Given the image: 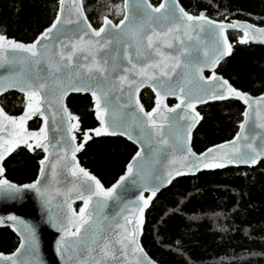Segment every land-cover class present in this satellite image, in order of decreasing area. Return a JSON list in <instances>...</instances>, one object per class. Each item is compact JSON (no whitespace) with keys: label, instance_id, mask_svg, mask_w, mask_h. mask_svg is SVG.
<instances>
[{"label":"water","instance_id":"obj_1","mask_svg":"<svg viewBox=\"0 0 264 264\" xmlns=\"http://www.w3.org/2000/svg\"><path fill=\"white\" fill-rule=\"evenodd\" d=\"M125 2H127L126 8L124 6ZM77 3L82 4L83 16L86 17L87 20L85 21L81 18L79 23H66V21L70 19H77L75 7L72 0H65L63 12L61 14L62 6L59 3L57 15L52 24L57 18H60L61 23L57 25V28L52 32V38L50 40L42 41L40 45H38L41 53L39 63H36V58H31L28 53L9 50L7 56L14 62L0 65V84H8L9 81L14 82L16 79L23 80L24 78H28L34 83L44 82L47 85V87L41 92V96L44 97V100L41 101V111L43 112V115L41 116L43 119L44 116H48L49 118L47 141L49 144V151L45 152L42 148L36 147L33 140L28 141L33 145L31 149L38 148L43 150L44 156L41 161H45V164H41L40 162L38 175L32 182L20 184L6 178L5 161L18 147L24 145L20 144L11 153L5 155L2 165H0L4 169L3 176H0V179H6L17 186L32 184L40 179L41 186H46L48 188L52 199L51 205L46 207L42 202V198L31 190H26L22 194V199H9L0 192V221H2V223H0V228L11 229L20 240L18 248L13 253L0 254V256H13V254L17 253V250H19V255L15 256L18 264H76L78 259L88 260L87 250L89 247L98 249L99 245L102 244L105 239L114 240L116 238L115 234L119 231L116 228V224H125L123 217L127 216L132 221L131 224L125 225L129 229L139 222L137 209L143 207V201L140 200L141 196L149 200L150 203L151 197H153V190L157 195L164 189L168 188L173 181L179 177L187 175L195 176L200 171L210 169L200 167L198 170H193L191 172L187 171V168L191 167L193 161V158L187 154L188 148H190L191 152L195 153L197 157L208 153L209 149H215L218 153L226 151L222 150L220 146H231V142H233L238 135H241V124L244 123L246 119L245 116H243L238 132L231 139L214 144L200 152L194 149V132L201 122V113L199 111L200 106L213 101L225 100L211 99L208 96V93L213 89V85H218L219 83L216 81L208 83L213 75V69L210 65L205 66V60L208 58L203 55V51L206 49L209 52V57H211L218 47L217 40H222V38L219 37V30L214 26L205 25L203 30H201L199 27L195 29H187L186 26L182 25L181 32L174 33V35H179L180 38L184 40L183 47L189 48L191 56L181 57V67L175 70V74L172 76L171 80H168L166 77H161L156 81H150L141 85L137 93L135 86L130 90L127 84L121 85L119 76L127 75L129 80H135L138 84L144 79L143 77L137 76L136 70H133L130 73L125 71L131 67L128 63L127 55H132L133 63H136L138 67H142L146 63H151L152 60L159 59L154 54L149 55L146 52L143 36L151 35V30L153 28L157 31L164 32L167 28L172 27L173 24L180 19V8H183L193 16L203 15L207 19L214 21L215 25H240L238 27L225 28L224 35L227 37L229 44H231L229 31L239 30L243 33L244 38V32L246 29L242 27L243 25H252L255 28H264V25L260 26L246 19H234L231 21L218 20L207 15L206 11L194 14L187 10L180 0H168L165 9L160 13L152 12L151 9H147L146 11L145 0H123L122 19L115 22L107 18L108 20H111L113 25H117L118 27L112 28L109 26L105 29V32L101 34V37H95L92 34V29L99 30L101 27H104V21L99 28L94 27L85 11L83 0H77ZM147 3L155 8L165 3V0H161L158 5L153 4L151 0H147ZM125 15H127L129 19L123 27H120V21L124 19ZM51 25L43 30L37 38L50 28ZM87 25H91V29H89ZM138 29H142L139 36L137 35ZM85 32H87L88 35H84ZM184 32H187V34H183ZM253 35L257 38L253 40L250 36L248 43L264 44V37L260 36L259 33H253ZM81 37H83V41L101 40V44H103L104 41H110V43L103 47H89L82 42L78 47L83 50H77L70 66L65 67L64 63L60 61V51L63 50L65 56H67L72 51L73 44H76ZM37 38L30 43L15 41L30 45L34 43ZM8 39L14 40L11 38ZM170 42L173 44V47L167 48L166 45H161V51L173 56L179 55L182 47L179 40H172L170 38ZM45 45H47V47H45ZM219 46L222 47V44ZM138 49L139 55H137ZM231 54L223 56L214 69L215 75L219 76L221 80H227L229 84H231V82L218 73V68L221 62ZM85 57H87V59H85ZM94 60L98 61L100 66L105 67L107 71L105 73L94 71L92 75L89 76L82 66L84 64L92 65ZM21 61L24 62L21 63ZM165 63L171 64L172 61L166 60ZM185 64L188 66L185 67ZM198 67L203 68L202 73H197L196 69ZM148 71H156L159 76V69L150 68ZM200 75H203L204 80L199 78ZM73 85L89 90L74 91L71 90ZM97 86H99L100 89H103V92L107 94V99H102V106H107L109 109L108 115L105 119L112 124V113L115 112L117 116L115 122L116 125L121 130H126L133 138L129 139L128 135L115 136H123L137 146V151L127 164V168L129 164H133L134 173L132 176L128 177L120 188L117 189V192L112 199L98 205L97 200H102V198L93 197L92 202L89 204L88 208L85 209V216L92 214L93 219L81 229L78 242L74 238H68L69 250L62 255L58 249V243L63 237V232L57 230L55 223L50 220L49 217L55 216L58 222L66 224L68 217H71L73 212L76 217H79L80 211L75 210L74 204L82 202V209L84 208V201L78 198L76 192L73 191L69 194L70 198L67 203H65L64 196L59 195L57 190L60 192H68L73 185H76L81 192H84L85 196L88 194L86 191L87 184L83 182L82 178L73 177L69 171L68 161L71 160L73 144L76 146L83 145L81 150L75 154V159L79 163V167L83 168L90 175L95 176L103 185L101 180L93 172L84 167L79 159V154L83 150L84 142H79L77 139L74 133L76 128H73L71 132L68 131L69 124L74 123L73 120L69 119V116L72 117V115L69 111L67 100L72 93L92 94V89H96ZM153 87L160 92V97L157 96ZM179 87H184L187 95L184 97L185 104L177 108L176 106L180 104L181 99V93L178 90ZM145 88H150L156 96V105L151 110H146L141 103V93ZM66 89L68 90L67 95H64L61 100L62 93ZM10 91H17L27 95L26 92L21 91L18 87H8L6 91L0 94V96ZM130 92L131 95L129 94ZM241 92L248 95L252 101L264 98V93L253 95L249 92ZM98 94L100 93L98 92ZM161 97H163L162 103L159 106L158 112L155 114V118L157 119V123H163L164 125L162 137L157 136L155 130L150 126H143L142 122L146 118L143 116V113L139 112L138 106L136 105V100L138 99L139 105L143 106L145 112H153L154 109H157V100L161 99ZM201 98L205 99L206 102H199ZM230 98L235 97L229 96L226 99ZM169 99L176 100V103L169 105L167 102ZM94 102L96 109L95 97ZM242 102L244 103V101ZM187 103H194V112L199 113L200 118L194 126H191L192 122L190 118H183L186 111L189 113V116L193 114V109L186 107ZM244 105V113L249 112L251 115V119L248 120L243 133V135L247 136L249 139H241L237 146L242 153L250 155V152L246 147L248 143H253L258 149L264 148V129L259 127L260 122L256 119V110L259 108L261 112H264V104L257 105L253 103L251 109L249 108V105L245 103ZM0 108L3 109L7 116L15 118L7 113L1 105ZM169 109L176 110L173 112L169 111ZM27 112L28 107L25 109L23 115ZM53 112H55L54 117L52 115ZM132 113H135L136 120L141 121V123L134 122L133 116L130 115ZM33 116L34 115H32L31 118ZM162 117H167V119L163 120ZM98 120L100 122L99 118ZM130 123L132 124L131 127H129ZM5 124L9 130H12L11 126L7 125V122H5ZM190 126V141L185 143L188 136L187 128ZM100 127H102L101 122L98 128ZM24 129H26L27 132H35L30 130L25 124ZM39 131L40 130L36 132ZM4 135L7 139V133ZM73 135L76 137L75 141H72L71 139ZM62 137L63 139H61ZM162 138L168 140L167 145L159 143ZM141 148H143V152L140 158H137V153L140 152ZM65 151H67V159L62 158ZM212 155V153H209L208 159H211ZM185 156H188L186 160L184 159ZM58 159H60L59 164L56 163ZM260 161H264V158L260 159L259 162ZM217 162H219V160H217ZM258 163H232L227 164L223 168L255 167ZM53 164H56L55 176L52 175L51 171V165ZM45 165H47V167H45ZM127 168L113 185H116L122 176L127 175ZM42 169L45 171V176L43 178L41 177ZM176 170H181L184 174L174 175L171 181L168 182V172L172 171L175 173ZM113 185L110 187L103 186L105 189H109ZM146 209L147 207L143 210V223L137 236L138 243L143 249V254L138 252L133 256L130 253L128 259L134 261L136 257H139L141 264H160L148 254L142 244ZM9 216H16L18 220H23L27 224L36 226L37 244L35 246H33L28 239V232L25 225L9 220ZM94 240L97 242L96 244H93ZM22 243L24 244L23 249L20 248ZM116 247L118 248L119 245H116ZM93 255H97V252H93ZM69 257H72V259H69ZM0 264H10V261L0 259ZM116 264H121V261H117Z\"/></svg>","mask_w":264,"mask_h":264},{"label":"trees","instance_id":"obj_2","mask_svg":"<svg viewBox=\"0 0 264 264\" xmlns=\"http://www.w3.org/2000/svg\"><path fill=\"white\" fill-rule=\"evenodd\" d=\"M194 14L206 11L218 20L246 19L264 25V0H180ZM158 5L161 0H151ZM94 27L105 18L118 22L123 17V0H83ZM59 0H0V34L25 43L54 21ZM232 54L224 59L218 73L233 87L253 95L264 93V44L241 43L243 33L229 31ZM169 105L176 100L169 99ZM27 95L10 91L0 96V105L15 118L23 116ZM146 110L156 105L150 88L141 93ZM72 117L78 118L74 133L84 147L79 159L105 187L126 171L137 146L123 136H99L100 126L94 97L72 93L67 100ZM201 122L193 136L200 152L231 139L243 120L245 105L237 98L201 105ZM77 124V120H74ZM41 115L27 120L32 131L43 127ZM91 138L86 142L84 136ZM44 152L18 147L5 161L6 178L17 183L36 179ZM80 211L82 202L74 204ZM20 240L9 228H0V254H11ZM142 244L160 264H264V161L255 167L210 168L195 176H182L151 197L146 209Z\"/></svg>","mask_w":264,"mask_h":264},{"label":"snow or ice","instance_id":"obj_3","mask_svg":"<svg viewBox=\"0 0 264 264\" xmlns=\"http://www.w3.org/2000/svg\"><path fill=\"white\" fill-rule=\"evenodd\" d=\"M65 0H59L61 7V14L63 12V5ZM73 5L75 7L76 13H77V19L76 20H68L66 23H79L80 19L83 18L85 21L87 20L86 17L83 16L82 11V4H78L77 0H72ZM168 3V0H165V3L161 4L159 7L153 8L150 4L147 3V0H145L146 4V11L147 9H151L152 12L160 13L162 10L165 9V5ZM125 8L127 7V2H125ZM180 13V19L178 22H175L172 27L167 28L166 31L160 32L157 31L155 28L151 30V35H144L143 40L145 41V49L146 52L149 55L154 54L159 59L152 60L151 63H146L142 67H138L136 63H133V57L131 54L127 55L128 63L131 65L130 68L126 69V72H132L133 70H136L137 76L143 77L144 79L138 84L135 80H129L127 75H121L119 76V81L121 85L127 84L129 89L131 90L133 86H135L136 91L138 93L139 87L143 84H146L150 81H156L161 77H166L168 80H171L172 76L175 74V70L179 67H181L182 60L181 57L184 56H191V51L188 47H183L184 40L180 38L179 35H174V33H180L181 32V26H186L187 29H195L199 27L201 30H203L205 25L214 26L219 30V37L222 38V40H217L218 47L216 48L214 54L209 57V52L205 49L203 51L204 57L208 58L205 60V66L210 65L213 69V75L211 76L208 83H212L213 81L219 82L218 85H213V89L210 93H208L209 98L211 99H226L229 96L235 97L237 99H240L244 101L245 104L249 105V108L251 109L252 104L255 103L257 105L264 104V98H261L260 100L252 101V99L246 95L245 93L238 91L234 87H232L231 84L228 83L227 80H221V78L217 75H215L214 69L216 65L219 63L220 59L225 56L231 54L232 46L228 43L227 37L224 35V30L226 27H238L240 25H224L219 24L215 25V22L207 19L205 16H193L190 15L188 12H186L183 8L179 9ZM128 16L125 15L124 19L120 21V27H123L125 23L128 21ZM61 23L60 18H57L56 21L51 25L50 28H48L41 36L37 38V40L30 44L25 45L23 43H18L15 40H9L5 35L0 34V65H3L5 63H13V60H10L7 56V52L9 50L11 51H20L24 53L30 54L31 58H36L35 62L39 63V57L41 55L40 50L38 48V45L42 41L50 40L52 32L57 28V25ZM111 26L112 28L118 27L117 25H113L111 20H108L105 18L104 20V27H101L99 30L92 29V34L95 37H101V34L105 32V29L107 27ZM89 29H91V25H87ZM246 29L244 32V38L241 39V43H248L249 37L251 36V39L255 40L257 37L253 35V33H259L260 36L264 37V28H255L252 25H243ZM142 32V29L137 30V35ZM183 34H187V32H184ZM84 35H88L87 32L84 33ZM170 38L172 40H179L181 47L179 55H170L168 53H165L161 51V45H166L167 48H172L173 44L170 42ZM191 38V37H190ZM87 44L89 47L93 46H101L110 43V41H104L103 44H101V40H88L83 41V37L80 38L79 41L76 42V44H73L72 51L65 56L64 51L61 50L59 53L60 61L64 63L65 67L70 66L71 61L73 59V56L75 55V52L77 50H83L80 49L78 46L81 43ZM222 44V47L219 46ZM47 47V45H45ZM137 55H139V49L137 50ZM147 58V57H146ZM87 59V57H85ZM166 60L172 61L171 64L165 63ZM24 61H21L23 63ZM185 67L188 65L185 64ZM87 74L89 76L92 75L94 71L98 73H105L107 69L103 66H100L98 61L93 62L92 65L84 64L82 66ZM159 69V76L157 75L156 71L149 72L148 69ZM197 73H202L203 68L198 67L196 69ZM78 75V74H77ZM201 80H204L203 75H200L199 77ZM8 87H18L21 91L26 92L29 103L27 105L28 112L25 113V115L21 116L19 120L12 118L10 116H7L3 109L0 108V165H2L5 155L11 153L17 146L20 144L26 145L29 149L33 147L32 144H30L28 141L33 140L35 142V146L38 148H42L45 152L49 151V144L48 141V116H44V127L40 129L39 132H27L26 129H24V123L27 119L31 118L32 115L40 114L43 115V112L41 111V101L44 100V97L41 96V92L47 87L46 83L40 82V83H34L31 79L24 78L16 79L14 82L9 81L8 84H0V94H2L4 91L7 90ZM90 87V86H89ZM74 91H81V90H89V89H82L80 87H76L73 85L72 89ZM153 90L156 91L157 96L160 97V92L153 87ZM179 92L181 93V99L180 104H178L176 107L179 108L181 105L185 104V96L187 95L185 93L184 87H179ZM67 89L63 91L62 97L64 95H67ZM98 92L100 94H98ZM131 95V92L129 93ZM92 95L96 98V111L98 114V118L100 119L102 127L94 129L95 135L97 137L107 135V136H115V135H128L129 139H132L133 137L126 131L121 130L116 125L117 116L116 113H112V120L113 123L110 124L105 117L108 115L109 109L107 106H102V99H107V94L103 92V89H100L99 86H97L96 89H92ZM163 97L161 99L157 100V109H154L153 112H145L143 109V106L139 105L138 99L136 100V105L138 106V110L140 113H143V116L146 118L143 120V126L144 127H151L155 130V134L157 136L162 137L163 136V123H157V119L155 118V114L158 112L159 106L162 103ZM199 102H206L205 99L201 98ZM166 107V106H165ZM187 108L193 109V114L189 116V113L187 111L184 114V119H191V126H194L195 123L199 120V113L194 112L195 105L194 103H187ZM176 109H169V111H175ZM53 117L55 116V112L52 113ZM133 116L135 123H141V121L136 120L135 113L130 114ZM162 115V114H161ZM245 121L241 124V135H238L236 139L231 142V146L229 145H222L220 148L222 150L221 153L216 152L215 149H209L208 153L203 154L200 157H197L195 153L191 152V149H187L188 156H191L193 158L191 167L187 168V171L191 172L193 170H198L200 167L203 168H223L227 164L232 163H248V164H256L259 162L260 159L264 158V148L258 149L254 146L253 143H248L246 147L248 148L250 155H245L240 151V148L237 146L239 141L241 139H249L247 136H244V130L246 128V125L248 123V120L251 119V115L249 112L244 113ZM163 120H166L167 117H162ZM70 120H77V124H69L68 131L71 132L73 128L78 127V118L77 117H71L69 116ZM256 119L260 122L259 127L264 129V112H261L258 108L256 110ZM5 122H7V125H10L12 130H9V128L6 126ZM132 124H129V127H131ZM191 126L187 128L188 136L185 140V143H188L190 141V132H191ZM5 133H7V139L5 138ZM91 137L85 134L84 141L86 142ZM259 138V137H256ZM63 139V137L61 138ZM72 141L76 140V137L73 135L71 137ZM59 143V141H58ZM159 143L163 145L168 144L167 139H160ZM80 146H76L73 144L72 146V156L71 160L68 161L69 164V171L73 177L82 178L83 182L87 184V195L85 196L84 192H81L76 185H73L71 189L68 190V192H60L57 190V193L59 195L64 196L65 203H67L69 197V194L73 191L76 192V195L78 198L82 199L84 201V208L80 210L79 217L75 216V213L73 212V215L71 217H68L67 223L63 224L56 220L55 216H50L49 219L52 220L55 223V226L58 231L63 232V237L58 243V249L63 255L65 252L69 250L68 247V238H74L77 242L80 239L81 229L84 227L85 224H88L89 221L93 219L92 214H89L88 216H85V209L88 208L89 204L92 202L93 197L102 198V200L98 199L97 204L99 205L102 202H106L107 200L112 199L117 189L121 187L122 184L128 179L129 176H132L134 173V166L133 164H129L127 168V175L122 176L120 178V181L113 185L109 189H105L104 186L100 183L98 179H96L95 176L90 175L87 171H85L83 168L79 167V163L75 159L76 152L81 150ZM143 152V148H141L140 152L137 153V158H140L141 154ZM209 153H212L211 159H208ZM188 156H185L184 159L186 160ZM63 159H67V151L63 154ZM219 160V162H217ZM57 164L60 163V159L57 160ZM41 164H45V161H41ZM47 167V165H45ZM51 171L52 175H56V164L51 165ZM4 169L2 166H0V176H3ZM184 172L181 170H176L175 173L172 171L168 172V182L171 181L174 175H183ZM45 176V171L41 170V177L43 178ZM26 190L34 191L39 195V197L42 198V202L44 205L50 206L52 203L51 195L49 193V190L46 186H41V180L38 179L32 184L23 185V186H17L15 184H12L6 179H0V192L4 194L5 197L9 199H22V194ZM152 195L155 196L156 192L153 190ZM140 200L143 201V207H140L137 209L138 215H139V222L135 224L131 229L126 227V224H131L132 221L129 219V217L125 216L123 217L125 224H116V228L119 230L115 234L114 240L105 239L102 244L99 245L98 249L89 247L88 248V260H77L76 264H116L117 261H121V264H141V260L139 257H136L135 260H129V254L131 253L133 256H135L136 253L143 254V249L140 247L137 236L140 231V228L143 223V210L144 208L148 207L149 200L145 199L143 196L140 197ZM70 207V205H69ZM9 220H12L16 223L24 224L25 228L28 232V239L30 240L31 244L35 246L37 244L36 235L37 230L36 226L32 224H27L23 220H18L16 216H9ZM2 223V221H0ZM75 229V230H73ZM97 242L94 240L93 244H96ZM116 245H119L117 248ZM20 248H24V244L22 243L20 245ZM93 252H97V255H93ZM19 255V250H17V253L13 254V256H0V259L8 260L10 261V264H18L17 260L15 259V256ZM69 259H72V257H69Z\"/></svg>","mask_w":264,"mask_h":264},{"label":"rangeland","instance_id":"obj_4","mask_svg":"<svg viewBox=\"0 0 264 264\" xmlns=\"http://www.w3.org/2000/svg\"><path fill=\"white\" fill-rule=\"evenodd\" d=\"M16 119L19 120V118H16ZM27 120H28V119H27ZM27 120H26L25 123H24L25 125H27ZM73 123L76 124V123L74 122V120H73ZM35 132H36V131H35Z\"/></svg>","mask_w":264,"mask_h":264}]
</instances>
